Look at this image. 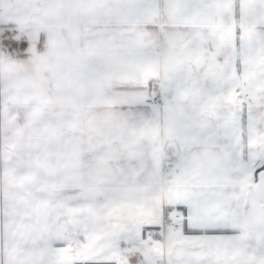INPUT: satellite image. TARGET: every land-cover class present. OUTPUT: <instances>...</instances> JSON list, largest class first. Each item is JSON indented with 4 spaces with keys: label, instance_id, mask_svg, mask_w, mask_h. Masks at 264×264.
Returning a JSON list of instances; mask_svg holds the SVG:
<instances>
[{
    "label": "crops",
    "instance_id": "1",
    "mask_svg": "<svg viewBox=\"0 0 264 264\" xmlns=\"http://www.w3.org/2000/svg\"><path fill=\"white\" fill-rule=\"evenodd\" d=\"M192 3L0 0V21L30 44L0 52V264L91 253L105 264H264L242 214L254 177L226 140L209 138L238 81L250 105L246 147L264 150V0ZM226 59L235 71L225 78ZM149 72L168 89L158 113L122 96ZM185 189L202 192L229 234L138 243L135 224ZM69 232L79 233L71 250Z\"/></svg>",
    "mask_w": 264,
    "mask_h": 264
},
{
    "label": "snow or ice",
    "instance_id": "2",
    "mask_svg": "<svg viewBox=\"0 0 264 264\" xmlns=\"http://www.w3.org/2000/svg\"><path fill=\"white\" fill-rule=\"evenodd\" d=\"M180 11L188 7H195L192 0H176ZM217 40L227 43L228 34L221 32ZM30 44L27 36H22L21 32L15 29L9 22L0 21V50L6 49L18 51L20 54H26ZM235 71L234 61L225 60L224 75L227 77L229 72ZM158 77L151 72L141 83L132 85H122V96L133 100L138 107H142L148 113H158L162 107L168 104L167 87L161 85L154 87ZM233 99L230 100L231 106L227 111L216 118L215 128L209 134V138L219 137L226 140L225 145L231 148L239 156L241 163L250 171L257 184L264 191V150L252 151L246 147L247 141L243 135L246 117L250 112V105H246L241 98L245 94L241 84L238 81L229 84ZM240 136L237 140V132ZM166 154L161 157V168L163 170L164 162L170 160ZM177 168L185 165L183 157L176 160ZM4 229L10 225L8 213H4ZM261 226L264 228V218L261 219ZM231 231L229 221L222 218L219 214L211 215L208 212L207 198L201 191L196 189H185L181 202L161 205L160 208L148 218L147 222H139L132 228V236L140 244H151L165 235L182 237L185 240L196 243L203 239H220L226 237ZM78 232H69L63 243L66 248L71 250L74 241H78ZM93 256L101 257L100 253H91L85 255L81 260L66 259L62 264H87ZM95 264H105L101 257L95 261Z\"/></svg>",
    "mask_w": 264,
    "mask_h": 264
},
{
    "label": "water",
    "instance_id": "3",
    "mask_svg": "<svg viewBox=\"0 0 264 264\" xmlns=\"http://www.w3.org/2000/svg\"><path fill=\"white\" fill-rule=\"evenodd\" d=\"M264 191L256 184L247 189L242 203L244 224L250 229L255 244L264 252V228L261 219L264 218Z\"/></svg>",
    "mask_w": 264,
    "mask_h": 264
},
{
    "label": "built area",
    "instance_id": "4",
    "mask_svg": "<svg viewBox=\"0 0 264 264\" xmlns=\"http://www.w3.org/2000/svg\"><path fill=\"white\" fill-rule=\"evenodd\" d=\"M1 53H7V54H10L11 52H9L8 50L6 49H3V50H0Z\"/></svg>",
    "mask_w": 264,
    "mask_h": 264
},
{
    "label": "rangeland",
    "instance_id": "5",
    "mask_svg": "<svg viewBox=\"0 0 264 264\" xmlns=\"http://www.w3.org/2000/svg\"><path fill=\"white\" fill-rule=\"evenodd\" d=\"M257 183L255 182V180L253 179L251 182V187H254Z\"/></svg>",
    "mask_w": 264,
    "mask_h": 264
}]
</instances>
